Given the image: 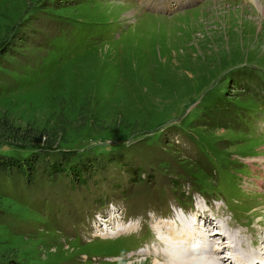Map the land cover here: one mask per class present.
<instances>
[{"label":"rangeland","instance_id":"rangeland-1","mask_svg":"<svg viewBox=\"0 0 264 264\" xmlns=\"http://www.w3.org/2000/svg\"><path fill=\"white\" fill-rule=\"evenodd\" d=\"M254 1L0 0V264H167L139 252L204 201L264 245Z\"/></svg>","mask_w":264,"mask_h":264},{"label":"bare ground","instance_id":"bare-ground-1","mask_svg":"<svg viewBox=\"0 0 264 264\" xmlns=\"http://www.w3.org/2000/svg\"><path fill=\"white\" fill-rule=\"evenodd\" d=\"M252 1V0H251ZM254 6H256L257 12L259 14H261L262 16H264V2H261V0H255L254 2ZM208 216V215H207ZM207 223L210 224V227L213 228V232L212 234H208V239L206 237V235L204 233H201L203 231L202 227H204ZM131 224V223H130ZM129 224V225H130ZM216 221L213 220L211 218L210 219L207 217L205 218V223L202 224H198L196 225V227H194L192 224L189 225L188 223L185 222H174L173 224H169L168 227H165V232L163 231V227L162 228H157L155 230H160V236L158 239L155 240L154 237V242H156L154 244V246L151 248L146 247L145 251H143V249H141L139 252V254H146L147 257L145 256V260L151 258V256H156V260L159 259L161 257H164L168 260L167 264H176L178 262H189V263H184V264H228V262L232 261V263L234 264H251V254L255 252V250H260L261 249V253L264 254V245L261 247L259 245V242L257 240L252 241V244L255 246L254 249H251L250 255H239L238 253H234L233 249L236 248L237 245L233 246L230 245L229 243H227V239H229V241H233L232 236L234 234V231L229 232L225 235H219L218 233H221V231H215L214 228H216ZM98 225V224H97ZM156 225H154V228H156ZM165 226V224H161L160 226ZM214 225V226H213ZM133 226H120L117 228V230L115 232H107V234H103V236L98 235L100 237L106 238L104 237V235H107L110 237L111 236H116L118 234H122L123 231H126L128 228H132ZM170 227V229H169ZM231 227V226H230ZM99 228V227H98ZM97 228V230H98ZM102 229H104L105 227H100ZM115 228V227H114ZM135 228V227H134ZM197 232L196 234L200 233V238L203 241H207V248H206V252L209 253V255L212 257L211 260H203V259H199L196 256V253L194 252V248H191L190 243L193 241V235L192 232ZM105 230V229H104ZM113 230V229H112ZM226 230L228 231V229L226 228ZM125 233V232H124ZM167 233V236H166ZM189 237H187V236ZM217 235V236H215ZM106 240V239H104ZM254 242V243H253ZM264 242V241H263ZM178 244H182L181 246L176 247V245ZM240 245L242 247L244 246V243L240 242ZM258 246H260V248L258 249ZM151 249H153V251L151 252ZM148 252V254H147ZM150 252V254H149ZM227 252V253H225ZM229 252L231 254H229ZM225 253V254H224ZM249 253V251H248ZM233 254H235V257H232ZM188 258V259H187ZM264 260V255L259 257V261H263ZM158 263V262H157ZM156 263V264H157ZM159 264V263H158ZM254 264V263H252ZM257 264V263H256Z\"/></svg>","mask_w":264,"mask_h":264},{"label":"trees","instance_id":"trees-1","mask_svg":"<svg viewBox=\"0 0 264 264\" xmlns=\"http://www.w3.org/2000/svg\"><path fill=\"white\" fill-rule=\"evenodd\" d=\"M13 130H15V129H13ZM7 164L6 163H3L2 161H0V171H2V170H6L7 169Z\"/></svg>","mask_w":264,"mask_h":264}]
</instances>
